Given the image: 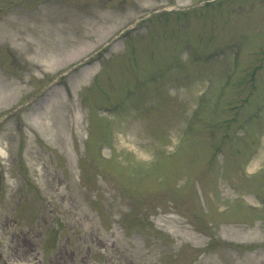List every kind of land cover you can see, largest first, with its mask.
Listing matches in <instances>:
<instances>
[{"label":"rangeland","instance_id":"374dc122","mask_svg":"<svg viewBox=\"0 0 264 264\" xmlns=\"http://www.w3.org/2000/svg\"><path fill=\"white\" fill-rule=\"evenodd\" d=\"M0 264H264V0H0Z\"/></svg>","mask_w":264,"mask_h":264}]
</instances>
